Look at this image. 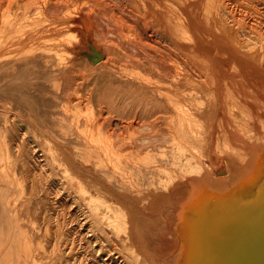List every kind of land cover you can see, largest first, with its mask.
I'll return each mask as SVG.
<instances>
[{
  "label": "rangeland",
  "instance_id": "1",
  "mask_svg": "<svg viewBox=\"0 0 264 264\" xmlns=\"http://www.w3.org/2000/svg\"><path fill=\"white\" fill-rule=\"evenodd\" d=\"M194 30L200 33L202 46L234 47L238 55L258 65L264 53V0H0V264H69L70 259L85 256L78 233L107 221L102 222L103 215L84 199V191L127 194L128 185L119 180L124 178L122 173H115L110 164L116 166L115 160L128 156L132 147L137 152L157 149L152 151L161 159H151L149 167L161 165L166 175L174 176L180 164L186 163L182 169L188 174L194 171L188 160L200 163L205 159L201 151H182L188 144H228L230 133L239 128L243 140L258 138L257 144H264V128L259 127V135L252 129L244 131V121L254 118L233 109L228 115V109L222 112L220 108L221 96L228 94L232 84L243 80L252 86L256 99L262 94L258 83L230 68L220 78L210 77L213 70L207 72V67L194 63L198 59ZM46 49L55 51L50 63L22 64L36 50ZM134 62L142 66L136 68ZM65 68L69 70L66 76L57 73ZM159 76L168 77L164 92L172 93L177 87L182 95L176 101L163 100L165 105L152 99L142 104L147 105L144 109L132 97L142 87L126 80L147 85L149 92L156 91ZM247 101L256 104L249 95ZM229 116H236L232 128ZM100 120L107 121L101 126ZM22 134H26V144L17 142ZM129 158L130 168L139 163L130 153ZM204 185L213 191L210 184ZM115 236L114 244L124 249L125 238ZM175 240L152 237L150 250L157 255L156 261L183 263L181 254L172 253Z\"/></svg>",
  "mask_w": 264,
  "mask_h": 264
},
{
  "label": "bare ground",
  "instance_id": "2",
  "mask_svg": "<svg viewBox=\"0 0 264 264\" xmlns=\"http://www.w3.org/2000/svg\"><path fill=\"white\" fill-rule=\"evenodd\" d=\"M199 35L200 33H197L194 30V56L198 57V59H194V63L200 68L207 67L206 69L207 72H209L208 70H213V71H210L209 73L210 77L214 76L216 78H220L223 76L222 74H226L227 73L226 70L230 68V69L241 71L243 74L242 75L243 79L250 77L249 79L252 78L251 81H253V78H254V81L258 83L257 87L262 91V94L259 92L260 93L259 97H261L262 95L261 98L257 96V98L255 99L254 97L256 93L253 91L254 89L253 90L251 89L252 86L250 84H249L250 86H246L244 83H241L243 80L240 81L241 84L240 83H234L235 85L232 84V86L229 87L228 91L230 90L232 92L237 105L241 104L247 107L254 114V115L249 116V118H254V121L246 122L242 118H241L242 120L239 118L241 121H244V124H243L244 129H245L244 131L247 132L248 129L249 130L252 129L254 130L255 135H259L258 129L264 128V97H263V94H264V53H262L263 57L260 59V62L258 61V65H254L255 63L253 64L251 61H246L244 57H242L241 55H238L237 51L234 50V47H232V50H228V49H225L223 45L222 46L215 45L212 48L211 47L207 48L205 46H202L200 44ZM79 43H80V39H79ZM54 56H55V51L53 49L36 50V52L31 57L22 59V64L25 65L27 63H30V62L34 63L37 61L50 63ZM15 64H12V65H15ZM133 64H134V67L136 68H140V66H142L140 65L139 62H136V63L134 62ZM7 65H8V62H7ZM12 65L10 64L9 66H12ZM59 67H62V66H59ZM5 68H3V72ZM15 68L17 67L15 66ZM57 71H58L57 73H60L62 76H66L69 70L68 68H65V70L59 69ZM167 78L168 77L166 76H159L158 78H156V81H155L156 83L154 85L157 87L156 91L152 90L149 92L148 90L150 89L146 87L147 85L144 86L142 84H139L138 82H134L128 79L126 80V82H130V83L132 82V84L134 83L133 85L137 87H142V89L146 90V91L145 90L142 91V89H139L136 92L132 93L133 99L139 100L141 105L145 104L146 102L153 101L152 99L160 101L159 102L160 104L165 105L164 101H169V102L176 101L177 96L182 95L181 93H179V89H177V87L172 89L173 91L172 93H167L163 91L164 90L163 88H165L164 87L165 84L168 82ZM239 79L240 78H238V80ZM252 85H254V83ZM256 92L258 95V91ZM253 93L255 94L254 96H252ZM248 95L252 98V100L254 99L256 101L255 106L248 105V101H247ZM225 96H226V93L222 94L221 96V100H222L221 105H220L221 111L223 112L224 109L225 110L233 109L234 112L237 113L233 106L225 105V99L227 98V97L225 98ZM86 100H88V98ZM202 102H205V101H202ZM198 105L201 106L200 104H197V106ZM142 106H144V109L147 108V105H142ZM11 107L12 105H9L8 108L10 109ZM164 111H165L163 112L165 114L164 116H166L167 112L166 110ZM243 111L245 112V110ZM234 117L236 116H233V117L229 116L228 122L231 128L234 126V123H235ZM19 121L20 120H18V123ZM106 121L107 120L101 123V120H100L99 124L103 126L106 123ZM240 127H242V125ZM25 135L26 134H22L19 136V139L17 138L18 144L27 143ZM10 141H13V140H10ZM258 142H259L258 138L254 142H251V141L248 142V141L243 140V130L242 128H239L238 130L235 129L230 133L228 137V144H188L187 146H185L186 148H182V151L184 150L201 151L205 159L200 163L198 162L196 163L193 160H188L192 162V166L194 167V171L188 174L183 172V169H182L185 167L186 163L180 164L178 166L177 173L174 176H171L170 174L166 175L165 174L166 171L164 173V170L161 168L162 167L161 165L149 167L150 166L149 162L151 159L152 161L153 159H161L160 156L156 155L157 156L156 157L152 151V150L158 151L157 149L141 148L137 152V151H134L133 147L130 148L129 153L131 154V158L134 157V159L136 158L139 161V163H137L135 167L134 166H131V168L129 167L131 164L129 163V160H130L129 153H128V156H126L125 158L118 157L115 160L116 166H115V163L113 162H111L110 164L112 165L113 169L114 167L116 168L115 173H118L119 175L121 173L123 174V175L121 174V176H123L124 178L119 179V180L124 181L126 185H128L126 186L129 189L127 194L124 195L121 193L120 194L117 193V194L112 195V194H103L98 191L97 192L92 191L93 193L89 191H84L87 194L84 197V199L88 200L90 202V205L93 204L95 206L96 211L99 214L103 215L101 218V221L102 222L107 221V224L106 225L92 224L86 233L84 234L81 232L78 233V236L81 235L79 239L85 242L83 243L81 241L82 244H85L83 246L85 248V252L87 251L86 252L87 255L85 253V256H80L77 258L75 255V258H76L75 260L74 259L72 260L68 257L70 259L69 264H92V263L93 264H160L159 262L155 261L153 259L154 256H150L148 253V250L144 248L143 238L146 233V228H148L150 225L149 221L146 218L147 213H149L150 216L155 214V216L158 217L157 223H159L161 226L164 227V238L166 237V239H170L173 233L178 231V236L176 238L177 241L175 240V243L172 242L174 243V248H173L172 253L173 255L178 253L179 256L181 255L183 256L182 258L184 259V261L182 264H264V183L262 184V186L261 185L258 186L255 184L256 182H258V179H257V171L259 170L258 160L262 152H264V144H257ZM8 147L10 148L11 146H8ZM95 151L96 153L98 151L97 144L95 146ZM99 153L100 152L98 151V154ZM166 153L167 152H165V154ZM162 154L165 155L163 152ZM31 157L33 158L32 155ZM24 160H27V158H25ZM14 165L11 164V166L13 167ZM171 165H173V163ZM30 166L31 165H29V167ZM127 167H129L130 169ZM113 169H110V170L113 171ZM199 172L203 174H200ZM103 173H105V171ZM103 175L101 177H104ZM108 178H113V177H108ZM105 179L107 178L105 177ZM114 180L116 182V179ZM69 183L70 182H68V185ZM204 184H210V187L213 189V191L208 190L207 185H204ZM116 187L118 188V186ZM70 190H72V187ZM54 191H55V188H54ZM194 192L196 193V196H197L196 201H198L199 206H200L198 209L194 208ZM50 197L52 198V195ZM108 199H112L114 201H110ZM80 200H81V197H80ZM58 204H61V203L58 202ZM27 205L29 206V204ZM45 207L46 206H44V208ZM71 207L72 206H70V208ZM87 207H84V208H87ZM46 211L48 210L46 209ZM134 211H137L135 215L133 214ZM36 212L38 213L37 210ZM25 213L26 212H24L23 214L24 216H26ZM203 213H205L207 216H204ZM44 214H42L41 216H43ZM74 215H77V214H74ZM93 216H95V214ZM216 220L220 221L219 225L217 226L214 225ZM83 223L81 221L79 222L80 225ZM33 224L35 225L34 222ZM83 225H81V227H83ZM144 225H145V228H143ZM114 234L116 235L115 237H117L120 240L122 237L125 238V242L123 243L124 249H121L116 244H114V237H113ZM10 237H8V239ZM10 240H13V238ZM42 241H43V238H42ZM71 243L73 244V240ZM68 245L69 244H67V246ZM73 246L74 245H72V247ZM52 247L50 248L52 249ZM8 248L11 249L10 246ZM37 248L39 249L38 246ZM62 248H61V251H62ZM38 249H35V250H38ZM76 250H79V249H76ZM11 251L12 249L10 250V252ZM33 252L35 253V251ZM47 252H50V250ZM64 252L67 253V251H64ZM88 253H90L91 257H93V260H90ZM4 254L5 253H3V255ZM43 254L45 255V252ZM44 255L43 256L39 255V256L41 258V257H44ZM62 255L63 257L65 256L64 254ZM39 256L37 258H39ZM72 257H74V255ZM47 258L49 259L48 256ZM43 260L44 259L42 258L41 261ZM47 262H50V261H47Z\"/></svg>",
  "mask_w": 264,
  "mask_h": 264
},
{
  "label": "crops",
  "instance_id": "3",
  "mask_svg": "<svg viewBox=\"0 0 264 264\" xmlns=\"http://www.w3.org/2000/svg\"><path fill=\"white\" fill-rule=\"evenodd\" d=\"M225 98H226L225 99V105L226 106H233L236 111H238L239 113L244 114L245 116L248 115V114H249V116L254 115L253 112L250 109H248L247 107H245V106H243L241 104L237 105L236 100L234 99L233 94H232V92L230 90L228 91V94L225 96ZM227 102H228L229 105L227 104ZM237 106H238V108H237ZM228 110L229 111L227 113L229 115V113L232 110L231 109H228ZM243 110H245V112ZM258 165H259V170L257 171L258 182H256L255 184L258 185V186H260V185L262 186V184L264 183V152H262V154L259 157ZM196 198H197V196H196V193L194 192V208L198 209L200 206H199L198 201H196ZM203 215L207 216L205 213H203ZM146 218L149 221L150 225H149L148 228H146V233H145V236L143 238V240H144V248H146L148 250V253H149L150 256H154L153 259L156 261L157 260V255H155V254H153L151 252V250H150V248H151L150 247V241L152 240V237H154V236H156L157 239L158 238L160 239L162 237L164 238V227L161 226L159 223H157L158 222V220H157L158 217H156L155 214L152 215V216H150V215L147 216L146 215ZM219 223H220V221L216 220L214 225L217 226V225H219ZM157 226H159V227H157ZM160 227H162V231L160 230ZM143 228H145V225L143 226ZM155 228H157V229H155ZM173 237H174V239L177 238V235H175V232L173 233L171 238H173Z\"/></svg>",
  "mask_w": 264,
  "mask_h": 264
}]
</instances>
